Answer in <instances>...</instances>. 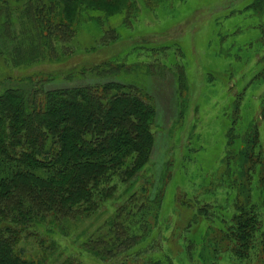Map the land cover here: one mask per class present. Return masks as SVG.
I'll list each match as a JSON object with an SVG mask.
<instances>
[{
    "label": "trees",
    "instance_id": "1",
    "mask_svg": "<svg viewBox=\"0 0 264 264\" xmlns=\"http://www.w3.org/2000/svg\"><path fill=\"white\" fill-rule=\"evenodd\" d=\"M149 1H155V5L165 0H143L142 5ZM253 2L247 9L257 16L264 13V0ZM137 5V0H26L23 15L32 33L27 39L15 36L8 54L13 55L16 64L58 59L57 44L75 37L73 18L78 11L89 9L91 15H84L86 19L100 23L115 20L113 15L120 16L124 10L130 14L138 10ZM146 5V9L158 6ZM95 12L106 13L107 19L97 18ZM3 13L1 6L0 16ZM115 29H106L101 35L102 41L110 40L102 47L118 39L119 31ZM153 50L156 53L143 49L139 54L145 62L139 64H163L160 58L166 56L165 51ZM0 53H5L1 47ZM173 64L172 68H177ZM75 68L79 71L81 67ZM119 68L102 61L81 68L79 74L105 77L119 74ZM177 69L181 77L183 71ZM256 77L264 79V71ZM47 80L33 82L29 78L17 86L0 81V264H38L19 252L25 236L42 234L43 229L56 246L57 233L65 229L67 220L83 219L110 206L121 198L118 190L127 184L133 185V191L116 205L108 232L82 240L80 257H66L60 264H85L81 259L85 253L117 264H174L171 255L156 243L163 231L159 228V235L153 234L160 227L158 213L164 200V184L159 180L154 185L156 196L144 185L134 187L154 149V105L133 83L111 80L46 89ZM240 94L233 100L235 110L242 107ZM261 104L255 134L248 139V129L236 115L224 121L227 129L231 127L229 133L236 130L239 134L240 143L236 144L234 138L231 150L228 140L224 153L227 162H222L226 171L216 178L232 190L227 195L220 191L221 198L209 192V187L223 188L213 182L216 172L208 181V192L195 194L192 190L196 188L184 189L197 204L195 223L186 236L188 258L199 257L201 261L200 239L192 236L195 225L203 222V228L207 227L201 233L205 232L202 239L209 251L206 264H264V142L260 137L264 97ZM242 134H246L244 139ZM211 227L227 239L224 246L218 248L217 240L208 239L207 229Z\"/></svg>",
    "mask_w": 264,
    "mask_h": 264
},
{
    "label": "rangeland",
    "instance_id": "2",
    "mask_svg": "<svg viewBox=\"0 0 264 264\" xmlns=\"http://www.w3.org/2000/svg\"><path fill=\"white\" fill-rule=\"evenodd\" d=\"M253 1L165 0L156 3L155 9H146V4L153 8L155 1L142 5L143 0H137L138 10L130 14L124 10L120 16L113 15V21L105 18L106 13L95 12L99 15L97 18L107 19L100 23L86 19L91 15L90 10L81 9L73 18L77 28L75 37L71 42L57 44L58 59L16 64L13 55L8 54L15 44L13 38L27 39L32 33L23 15L26 0H0V7L4 6L0 16V47L5 51L0 53V81L17 86L29 78L33 82L48 79L45 88L52 89L115 80L135 84L154 105V149L151 160L139 173V181H134V187L144 185L156 196L158 189L154 185L159 180L164 184V200L158 213L160 227L154 229L153 234L159 235V228L163 231L156 243L164 253L171 255L174 264H204L209 252L202 239L205 232L201 234L207 225L203 228V222H198L192 238L200 239L201 261L199 257L196 260L187 257L186 236L192 222L195 223L197 204L185 195L184 189L196 188L192 190L195 194L208 192V181L216 172L213 182L223 188L209 187V192L221 198L220 191L227 195L232 190L216 178L226 171L222 162H227L224 153L228 150V140L231 143L235 138V143H240L236 130L229 133L231 127L224 126L227 116L239 118L240 124L248 129V139L255 134L263 108L264 79L256 76L264 71V13L257 16L247 9ZM114 28L119 31L118 39H114L115 36L111 44L102 47V43L110 40L102 41L101 35L106 29ZM142 48L153 53H156L153 49L162 48L166 56L160 61L164 65L139 64L145 62V57L139 54ZM102 61L120 66L119 74L105 77L79 74L81 68ZM173 63L182 69L181 77V71L172 68ZM75 67L81 68L77 71ZM238 93L241 99L243 95V103L240 110H235L232 104ZM260 130L264 142L262 124ZM246 134L240 137L244 139ZM166 174H170L169 177L166 178ZM131 185L120 187L121 198L110 206L83 219L67 220L65 229L57 233L56 246L41 229L42 234L23 238L19 252L23 258L38 264H60L66 257L79 258L82 240L108 232L116 205L132 193ZM208 230V239L217 240L218 248L227 243L221 231L212 227ZM81 259L85 264H117L115 260H102L86 253Z\"/></svg>",
    "mask_w": 264,
    "mask_h": 264
}]
</instances>
